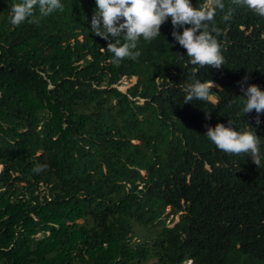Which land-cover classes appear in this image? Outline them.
Masks as SVG:
<instances>
[{"label":"trees","instance_id":"1","mask_svg":"<svg viewBox=\"0 0 264 264\" xmlns=\"http://www.w3.org/2000/svg\"><path fill=\"white\" fill-rule=\"evenodd\" d=\"M12 2L0 0V264H264V160L205 135L233 120L264 153V114L257 124L238 97L246 75L264 89V16L223 0L225 65L196 75L219 88L184 103L193 66L171 18L117 66L90 29L95 0L20 26Z\"/></svg>","mask_w":264,"mask_h":264},{"label":"clouds","instance_id":"2","mask_svg":"<svg viewBox=\"0 0 264 264\" xmlns=\"http://www.w3.org/2000/svg\"><path fill=\"white\" fill-rule=\"evenodd\" d=\"M96 10L91 18V31L106 40L107 51L112 54L110 62L119 65L125 58L137 60L141 52L138 43L141 38L150 42L161 34V26L171 18L172 36L186 50L189 63L193 66L191 82L183 88L184 103L193 101L210 102L213 88H219L213 80L201 81L196 75L201 68L220 69L225 65L222 46L218 40L220 29L215 27V9L224 8L223 0H208L199 7L191 0H95ZM264 16V0H234ZM9 20L13 26L37 23L57 10L63 11L61 0H13L9 4ZM227 19V17H226ZM183 29L181 32L180 29ZM104 51V48L101 49ZM183 59V57H181ZM136 77V76H135ZM248 75L243 77L240 87L243 96L242 111L256 112L257 124L264 114V89L255 83L247 85ZM138 80V77H137ZM245 85H247L245 87ZM210 118V117H209ZM234 121L208 126L206 136L218 150L228 155H250L257 168L261 167L264 153L261 140L255 131H237ZM46 166L37 165L33 171H43Z\"/></svg>","mask_w":264,"mask_h":264},{"label":"rangeland","instance_id":"3","mask_svg":"<svg viewBox=\"0 0 264 264\" xmlns=\"http://www.w3.org/2000/svg\"><path fill=\"white\" fill-rule=\"evenodd\" d=\"M137 81L136 77L133 78H128V77H123V79L120 81V85L119 87L126 91L128 87L132 86L133 84H135ZM216 100V99H215ZM2 169V166L0 167V171ZM170 209V208H168ZM172 217V216H171ZM179 220V215H177L174 219V221H172L170 223V225H174L177 221ZM136 231H137V235L140 238H143L144 236H149L150 232L146 229L140 228L139 226L136 225Z\"/></svg>","mask_w":264,"mask_h":264}]
</instances>
